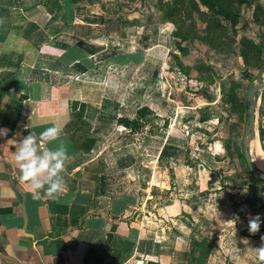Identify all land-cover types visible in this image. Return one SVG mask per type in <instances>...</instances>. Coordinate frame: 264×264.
<instances>
[{
  "label": "crops",
  "instance_id": "0c3cea01",
  "mask_svg": "<svg viewBox=\"0 0 264 264\" xmlns=\"http://www.w3.org/2000/svg\"><path fill=\"white\" fill-rule=\"evenodd\" d=\"M97 3L0 0V128L8 130L0 136V264L190 262L188 224L176 218L190 215L197 222L200 209L182 199L153 206V196L144 202L128 192L137 182L129 177L139 160L156 166L143 160L144 147L121 136L131 131L119 124L144 106L157 110L152 102L158 95L146 97L138 86L145 82L143 70L153 83L166 65L169 36L145 48L143 40L150 41L154 31L144 34L132 17H114ZM53 124L61 137L48 146L63 142L68 150L65 188L57 198L34 199L19 178L11 154L15 145L7 142ZM170 138L157 151V161L170 160L176 179L185 181L191 169L184 159L174 163L166 157L184 148V140L177 144ZM114 170L120 178L113 179ZM208 180L199 183L200 192L208 189ZM242 231L241 238L253 239Z\"/></svg>",
  "mask_w": 264,
  "mask_h": 264
},
{
  "label": "rangeland",
  "instance_id": "374dc122",
  "mask_svg": "<svg viewBox=\"0 0 264 264\" xmlns=\"http://www.w3.org/2000/svg\"><path fill=\"white\" fill-rule=\"evenodd\" d=\"M95 1L109 7L114 17H132L144 26V34L154 31L150 41L143 40L145 48L169 36L166 65L153 83L143 70L148 86L145 82L138 86L146 97L154 94L155 100L158 95L152 103L158 104L155 112L160 116H149L140 135L125 131L121 135L144 147L143 160L156 166H142L139 160L129 177L137 182L129 184L128 192L144 202L153 196V206L182 199L200 209L197 222L190 215L176 218V223L188 224L189 264H207L210 247L217 250L208 264H264L255 251L264 244V181L250 172L243 151L247 94L264 67V0ZM257 99L260 140L264 89ZM166 120L169 126L164 128ZM168 137L177 144L184 140V148L177 145L166 157L174 163L184 159L191 169L185 172V181L176 179L170 160L157 161V151ZM114 174L113 179L122 175L115 170ZM204 179H209V186L200 192ZM258 214L262 221L258 236L244 240L242 229L249 228V220Z\"/></svg>",
  "mask_w": 264,
  "mask_h": 264
},
{
  "label": "clouds",
  "instance_id": "9594fccd",
  "mask_svg": "<svg viewBox=\"0 0 264 264\" xmlns=\"http://www.w3.org/2000/svg\"><path fill=\"white\" fill-rule=\"evenodd\" d=\"M25 127H30V125ZM7 131V129L0 128V136L7 135ZM61 132V128L53 124L38 135L31 132L21 140L10 139L7 142L8 145H15V150L11 151V154L19 169V178L21 182L27 184L34 199L42 195L57 198L64 191V170L68 159L67 147L63 142L54 147L48 146L59 140ZM0 152H2L0 155L4 154L3 146H0ZM261 222L259 214L251 218L249 231L258 232ZM255 251L259 259L264 261V244Z\"/></svg>",
  "mask_w": 264,
  "mask_h": 264
},
{
  "label": "water",
  "instance_id": "95a60500",
  "mask_svg": "<svg viewBox=\"0 0 264 264\" xmlns=\"http://www.w3.org/2000/svg\"><path fill=\"white\" fill-rule=\"evenodd\" d=\"M264 89V67L260 71L257 79V83L250 85L247 94V123L245 128V135L243 140V151L245 161L247 163L250 172L264 181V170H261L254 162L251 156V141L257 139V105H258V93Z\"/></svg>",
  "mask_w": 264,
  "mask_h": 264
},
{
  "label": "trees",
  "instance_id": "16d2710c",
  "mask_svg": "<svg viewBox=\"0 0 264 264\" xmlns=\"http://www.w3.org/2000/svg\"><path fill=\"white\" fill-rule=\"evenodd\" d=\"M172 17H169L168 20H174ZM172 23L175 24V22L173 21ZM151 115H156L154 111H152L149 107L144 106L142 108H140L137 111V115L134 119H130V118H120L119 119V124L123 125L124 127H126L127 129H130L132 134H138V133H142L145 130V120L151 116ZM157 116V115H156ZM169 126V121L166 120L164 123V128H167ZM151 134H155L152 133ZM260 140L262 142V148L264 150V127H262L260 129ZM103 186L102 189L104 191V179H103ZM242 235L246 236V237H250V238H256L258 236L257 232L256 233H252L249 231V228H246L245 230L242 231ZM212 250V247H210V250L207 254V258L210 255ZM147 264H158L155 262H148Z\"/></svg>",
  "mask_w": 264,
  "mask_h": 264
},
{
  "label": "bare ground",
  "instance_id": "6f19581e",
  "mask_svg": "<svg viewBox=\"0 0 264 264\" xmlns=\"http://www.w3.org/2000/svg\"><path fill=\"white\" fill-rule=\"evenodd\" d=\"M250 151L253 152V160L255 164L261 169L264 170V150L262 148L261 142L258 139L251 141Z\"/></svg>",
  "mask_w": 264,
  "mask_h": 264
}]
</instances>
